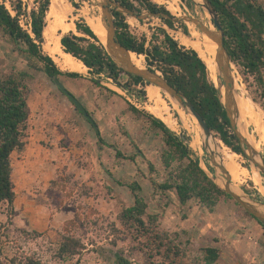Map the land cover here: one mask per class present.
<instances>
[{"label": "rangeland", "instance_id": "rangeland-1", "mask_svg": "<svg viewBox=\"0 0 264 264\" xmlns=\"http://www.w3.org/2000/svg\"><path fill=\"white\" fill-rule=\"evenodd\" d=\"M24 1L30 2V0ZM60 1L62 8H69L67 14L57 17L56 20L54 19L56 17H50L60 37L69 30H63L58 23L62 22L64 25L71 23L74 26L75 21L79 19H84L89 26L91 24L98 26L100 35L104 27L98 18H95L100 16V9L95 0L90 2L75 0L77 5L72 3L70 5L68 0ZM152 1L165 6L174 17L192 15L198 17L208 27L204 15L209 21L210 17L200 5H195L191 12L181 0ZM261 1L264 4V0ZM127 21L131 31L136 35L143 33L150 35L155 27H164L159 18L142 20L143 22L128 18ZM186 26L189 36L184 35L179 26L169 32L180 44L194 49L192 33L196 31L201 34V32L192 24ZM70 31H75V26ZM101 43L104 44L103 41ZM47 45L48 39L44 37L43 48ZM45 49L46 52L48 49ZM46 53L49 55L48 51ZM131 62L137 68L146 67L143 57L133 58ZM13 69L34 73V81L37 80L35 86L43 89L37 91L40 95L36 97V103H33L36 110L30 114L29 137H37L48 126L56 133L64 131V122L72 119L71 113L82 119L72 104L42 72L29 69L24 55L0 38V75H7ZM232 69L239 98H244L258 117L264 136V112L249 99L253 87H248L234 66ZM77 73L88 75L85 67ZM104 81L123 91L111 81ZM122 81H125V78ZM46 84L53 89L57 97L62 98L63 103L56 101L53 106L48 103L54 98L50 95L51 91L46 89ZM150 89L156 90V98L151 97ZM125 95L132 103L135 101L128 93ZM146 95V104H142L136 97L133 104L136 103L139 109L159 117L177 135L185 134L189 139V147L199 159L201 167L212 176L213 172L202 149L201 132L196 120L158 87L147 86ZM38 103L46 104V108L42 109ZM92 115L104 140V144L100 147L90 141L84 142L85 148L80 147L82 145L80 141L74 142L72 147L71 142L64 137L60 140L59 146L66 150L60 149L50 153L25 151L12 154L14 214L12 225L6 226V206L1 208L0 227H6L1 229L0 247L3 254L10 255L13 251L36 253L47 264H115L117 254H121L131 264H169V261L162 262L161 256L148 260L146 254L139 251V246L132 241L117 220L121 210L133 204V196L128 184L135 181L141 186V195L147 204V214L156 217L157 230L169 236V240L172 241L171 247L179 254L175 264H202V249L206 247H215L218 250L219 257L215 264H264L263 229L233 199H222L210 211L196 200L180 205L172 191L165 193L153 191L150 179L162 182L166 176L159 159L163 148L159 131L151 130L147 125L142 126L141 133L137 132L136 139L139 141L137 146L125 134L127 131L135 132V129L121 114L116 117L110 114L102 115L100 108H94ZM243 120L244 127L248 130L242 134L246 140L254 143L255 148H258L256 150L264 157V145L258 144L254 125L244 117ZM215 139L211 143V150L217 154L223 165L227 163L233 168L235 175L234 178L230 177L234 184L233 189L237 191L238 187L243 191L247 190L251 192L253 198L258 197L259 201L264 202V178L243 156L233 153L218 138ZM134 145L142 151L145 158L136 154ZM114 148L126 157L134 156V161L131 162L126 158L116 159ZM148 161L153 165L155 172L149 171ZM229 161L231 163H228ZM226 170L230 174V171ZM254 175L261 178L260 183L253 181ZM217 181L222 185L225 182L224 176L219 175ZM20 230L36 232L39 235L26 238ZM65 233L79 238L84 243L85 249L73 258L56 262L52 257V249L57 246L61 241V235Z\"/></svg>", "mask_w": 264, "mask_h": 264}, {"label": "trees", "instance_id": "trees-1", "mask_svg": "<svg viewBox=\"0 0 264 264\" xmlns=\"http://www.w3.org/2000/svg\"><path fill=\"white\" fill-rule=\"evenodd\" d=\"M69 1L77 5L74 0ZM116 1L138 13L146 11L166 14L174 18L165 6L158 5L152 0ZM181 1L193 12L192 0ZM209 2L221 25L224 47L231 62L248 87H253L251 99L264 112V4L261 0H209ZM49 5L50 0H30V2L0 0V38L24 55L29 69L42 72L53 84L55 78L59 81L61 77L82 78L77 72L58 68L51 56L44 51V29L46 16L50 11ZM112 13L116 37L121 45L137 56L143 57L147 68L161 73L169 85L192 103L215 137L233 153L246 159L239 140L230 127L205 63L194 49L180 44L168 32V30H176L179 26L183 34L189 36L186 24L174 23L170 19L161 17L159 19L166 28L157 26L150 35L145 33L136 35L131 31L128 19L122 13L115 10ZM74 26V32H66L60 37L61 49L82 63L87 69L91 83L102 88L101 81L110 79L129 95L146 104V87L149 85L140 77L127 74L111 60L104 45L84 19L75 21ZM123 78L125 81H122ZM34 79L35 74L27 70L13 69L7 75H0V211L6 206V226L12 225L14 214L15 187L12 179L11 156L14 152L22 153L28 143L30 130L28 100ZM57 90L59 91L58 88ZM127 104L128 111L141 125H147L149 129L160 132L163 148L159 159L166 176L162 182L150 179L155 193L172 191L180 205L196 200L210 211L222 199H231L200 166L199 159L189 147V139L185 134L177 135L150 112L139 109L128 101ZM75 111L82 116L79 111L76 109ZM87 123L93 128L100 147L104 144V140L96 122L94 121L95 125L88 121ZM134 149L138 156L145 158L137 146L134 145ZM113 150L116 159L126 158L131 162L135 159L134 156L126 157L116 148ZM147 164L149 171L155 172L151 162L148 161ZM128 188L133 196V204L122 209L117 216L120 225L139 246V251L146 254L148 260L161 256L162 262L169 261V264H175L179 254L171 247L172 241L169 240V236L157 230L156 217L147 214V204L141 195L140 184L134 181L128 184ZM246 192L252 195L251 192L247 190ZM254 198L259 200L258 197ZM257 223L264 233V225ZM2 228L6 227H0V239ZM20 232L26 238L39 235L25 230ZM84 249V243L79 238L65 233L61 235V241L57 246L52 249V257L54 261L61 262L79 255ZM218 257V250L215 247L202 249V264H215ZM0 264L47 263L36 253L13 251L7 255L2 253L0 247ZM115 264H131V262L121 254H117Z\"/></svg>", "mask_w": 264, "mask_h": 264}, {"label": "water", "instance_id": "water-1", "mask_svg": "<svg viewBox=\"0 0 264 264\" xmlns=\"http://www.w3.org/2000/svg\"><path fill=\"white\" fill-rule=\"evenodd\" d=\"M76 1L90 2V0ZM95 1L98 3L97 7H99L100 9V16L95 18H98L105 29V43L103 45L111 60L127 74L140 77L147 85L158 87L160 90H162V92H165L172 101L178 104L184 112H186L196 120L201 132L200 136L202 140V149L213 172V175H209V177L224 193L228 194L231 199H233L239 206H241L246 213L251 215L257 222L264 225V202L253 198L252 195L248 194L245 190L243 191L238 187L237 191L233 189L234 184L232 183L230 175L228 174L225 166L223 165L222 161H219L217 154L213 150H211V143L216 140L215 135L209 129L205 120L196 111L192 103L182 93L178 92L171 85H169L168 82L162 77L161 73L153 72L147 67H144L142 69L137 68L130 60V53L132 52L128 51L123 45H121L116 37L114 17L112 13L113 10L122 13L127 19L134 18L138 21L162 17L170 19L174 23L184 22L185 24H192L201 33L211 39L216 44L214 62L216 65L218 82L217 84L213 83L214 87L218 91V97L223 105V109L229 121L230 127L233 133L238 138L240 147L242 148L249 165L252 166L256 170V172L264 178V157L258 150L250 145V143L246 140L244 135L238 130L237 127L238 110L235 101V92L237 91L235 87V77L232 69L234 65L232 64L230 56L228 55L224 47L223 31L221 25L218 22L216 12L214 11L209 0L192 1L194 3V6L200 5L209 15L210 23L213 29L208 28L198 17L192 15H183L180 17L172 18L166 14H153L146 11L138 13L124 7L116 0ZM104 80L101 81V83H103ZM110 81L117 85L112 80ZM53 82L62 93V95L73 105V107L77 111H79V113H81V115L89 123L95 125L91 115L78 101V99L72 93H70L58 79H53ZM221 89H223V91ZM249 99L252 103H254V101L250 97ZM214 145L216 144L214 143ZM219 175L224 176L225 178V182L222 185L217 181Z\"/></svg>", "mask_w": 264, "mask_h": 264}, {"label": "crops", "instance_id": "crops-1", "mask_svg": "<svg viewBox=\"0 0 264 264\" xmlns=\"http://www.w3.org/2000/svg\"><path fill=\"white\" fill-rule=\"evenodd\" d=\"M60 82L70 93H72L78 99V101L83 105L87 112L90 113L92 118V111H94V108H100V112L102 113V115L110 114L111 116L116 117L121 114L126 119V121L132 125V128L135 129V132L127 131L126 136L130 140H133V142L137 146H139V141H137L136 136H138L137 132L141 133L142 126L144 125H141L135 119L134 115H132L128 111L127 101H129V98L125 95L126 92L124 90L119 91V89H117L115 86L110 85L105 81L102 83L103 87L98 88L91 83L89 74L82 75V78L79 79L61 77ZM35 83H37V80H35L31 85V94L28 100L30 114L33 113V110H36V107L33 105V103H36V97L40 95L37 91L43 90L36 87ZM46 89L51 91L50 95L54 98H51L48 103H50L52 106L56 103V101L63 103L62 98L57 97L58 95L53 93V89L47 84ZM110 91H112L113 93H111ZM38 104V106H40L42 109L46 108V104ZM134 105H136V103ZM71 116L72 119L70 118L67 120V122L66 120L64 122V131L56 133V131H53V128L48 126V128L42 133L38 134L37 137L30 136L23 152L31 151V153H33L35 151H38L39 153H50L53 151H60V149L66 150L59 146L60 140H62L64 137L66 138V140H69L71 142L72 147L74 146V142L78 141L82 142L80 143V145H82H79L82 148L86 147V144L84 143L85 141H90L93 144H97L95 132L93 128L90 127V125L87 123L86 119L80 115L79 116L82 119H79V117H77L74 113H71Z\"/></svg>", "mask_w": 264, "mask_h": 264}, {"label": "bare ground", "instance_id": "bare-ground-1", "mask_svg": "<svg viewBox=\"0 0 264 264\" xmlns=\"http://www.w3.org/2000/svg\"><path fill=\"white\" fill-rule=\"evenodd\" d=\"M49 6H50V11H49V14H47L48 16H46L47 17V20H46L47 24H46V27L44 29V37L48 39V45L45 46V48L48 49L47 51L49 53V56H51V58L53 59V61L55 62V64L57 65L58 68H60L61 70H64V71L81 72L84 69V66L82 65L81 62H79L78 60H76L72 56H70L69 54H66V53H64L62 51L61 45H60V42H59L60 36H59L58 32H56L55 29H54V27H55L53 25L54 23H52L51 20H50L51 16L56 17V18H54L56 20L57 17L66 14L69 8L68 7L67 8L66 7L62 8V4H61L60 0H50V5ZM204 17L207 20L208 28L213 29V27H212L210 21L208 20L207 16L204 15ZM58 24L65 31H68V30L70 31L71 28L74 27L73 24H71V23L64 25L62 22H60ZM90 27H91L93 32L98 37V35H99L98 26L96 27L94 24H91ZM99 37H100L101 41H103L105 43V29L104 28L101 29ZM192 37L194 38V41L192 40L193 41L192 44H193L194 50L198 53L199 57L205 63V65L207 67V70L209 72V76H211V82L214 83V84H217V82H218L217 70H216V65H215V62H214V54H215L216 44L211 39H209L206 35H204L203 33L200 34V33L196 32V31H193ZM137 57L139 58L141 56H137L134 53H130V60H132L133 58H137ZM221 90L223 91V89H221ZM149 94L151 95V97L153 99L156 98V94H157L156 90L150 89L149 90ZM158 94H159V92H158ZM235 101H236V106H237V110H238V121H237L238 130L241 133L242 132L244 133V131L248 130L247 127H244L243 117L245 119H248L254 125V133H256L257 136H258V144L260 146L264 145V136L262 135L263 129H262V125H261L258 117L256 116V114H254L252 112L248 102L244 98L243 99L239 98V95H238L237 92H235ZM155 107L156 106H154V108ZM183 122H185L184 119H183ZM247 141L250 143V145H252L255 148V145H254V143L252 141H250V140H247ZM193 143L195 144V141ZM255 149H258V148L256 147ZM228 163H231V162L229 161ZM224 165H225V168L230 171V174H229L230 177H233L235 175V173H234V170L231 167V165L227 164V163L224 164ZM252 179H253V181L255 183H260V180H261V178L258 175H254Z\"/></svg>", "mask_w": 264, "mask_h": 264}, {"label": "built area", "instance_id": "built-area-1", "mask_svg": "<svg viewBox=\"0 0 264 264\" xmlns=\"http://www.w3.org/2000/svg\"><path fill=\"white\" fill-rule=\"evenodd\" d=\"M110 81V80H109ZM125 91V90H124ZM126 92V91H125ZM127 93V92H126ZM130 97H131V99H133V100H135L136 101V99H135V96H133V95H129ZM134 101V102H135ZM129 102H131L132 103V101L129 99ZM133 104V103H132Z\"/></svg>", "mask_w": 264, "mask_h": 264}]
</instances>
